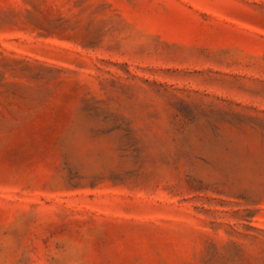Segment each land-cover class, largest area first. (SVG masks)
Masks as SVG:
<instances>
[{"label":"rangeland","instance_id":"374dc122","mask_svg":"<svg viewBox=\"0 0 264 264\" xmlns=\"http://www.w3.org/2000/svg\"><path fill=\"white\" fill-rule=\"evenodd\" d=\"M0 264H264V0H0Z\"/></svg>","mask_w":264,"mask_h":264}]
</instances>
